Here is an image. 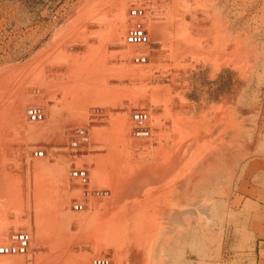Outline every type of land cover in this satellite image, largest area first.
<instances>
[{"label":"bare ground","instance_id":"1","mask_svg":"<svg viewBox=\"0 0 264 264\" xmlns=\"http://www.w3.org/2000/svg\"><path fill=\"white\" fill-rule=\"evenodd\" d=\"M146 1L89 0L0 67V264H187L192 225L226 203L207 186L217 196L244 153L221 106L212 125L188 115L176 78L187 58L223 54L221 34L186 20L183 0L162 20Z\"/></svg>","mask_w":264,"mask_h":264},{"label":"rangeland","instance_id":"2","mask_svg":"<svg viewBox=\"0 0 264 264\" xmlns=\"http://www.w3.org/2000/svg\"><path fill=\"white\" fill-rule=\"evenodd\" d=\"M166 1L156 0L154 18L162 20ZM88 3L0 0V67L31 58ZM182 4L189 11L186 20L192 15L197 21L205 19L209 33H213L209 25L215 22L224 45V53L217 58L202 61L191 57L181 63L176 78L186 91L188 115L206 112L212 125V107L221 106L218 112L224 115V132L232 129V142L245 157L232 181L229 173H223L217 196L212 195L213 182L208 184V196L214 200L226 196V203L212 210L208 228L201 223L202 216L199 225H192L186 263L264 264V0H183L179 8ZM236 198L239 202L233 207ZM177 249L179 253L181 246ZM183 261L177 256L172 263L161 264Z\"/></svg>","mask_w":264,"mask_h":264}]
</instances>
